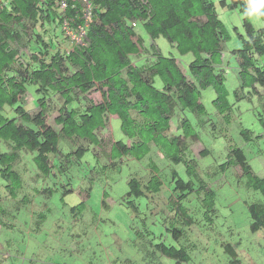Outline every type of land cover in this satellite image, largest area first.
I'll return each instance as SVG.
<instances>
[{"label":"trees","instance_id":"16d2710c","mask_svg":"<svg viewBox=\"0 0 264 264\" xmlns=\"http://www.w3.org/2000/svg\"><path fill=\"white\" fill-rule=\"evenodd\" d=\"M89 1L92 10L84 44L68 49V38L59 27L57 0H0V215L6 217L4 220L0 216V227L12 229L14 215L22 208L27 209L32 201L30 194L24 193L26 188L19 168L23 153L30 155L37 169L36 180L51 172L53 176L60 175L70 167L69 162L76 163L89 152L101 162L97 168L99 175H105L109 169L119 170L127 160L147 158L144 175L139 177L132 171L126 178L124 206L137 220L136 226L129 228L133 233L132 246L138 255L149 254L148 240L153 254L175 264L187 262L191 245L178 244L179 239H186L187 231L176 223L179 219L184 226L193 223L187 213L191 202L196 210L203 212L201 221L210 224L216 194L199 176L197 161L186 157L190 143L197 141L198 134L185 115L188 112L206 114L200 100L202 92L210 88L215 94L211 100L215 115L229 121L232 103L223 70L229 31L219 19L212 0ZM258 3L259 0H220L222 7L242 15V31H235L240 46L228 50L227 57V63L235 64L238 87L232 95L236 99L241 98L237 95L239 90L250 88L259 94L257 87L264 89V25L254 28L246 15L248 7ZM66 5L63 15L72 19L71 25L81 22V4L66 0ZM256 11L264 21L261 15L264 5ZM137 24L148 35L153 55L140 65L131 60L127 50L132 38L138 37L141 41ZM56 34L62 37L58 45L52 42ZM159 36L168 40L179 54H192L186 64L187 71L174 55L162 53L155 42ZM30 87H33L32 93ZM93 92L99 93V101L90 98ZM111 116L119 119L122 135L103 147L101 136ZM174 117L177 133L171 131ZM241 133L246 140L251 139L248 130L242 129ZM64 143H67L66 149ZM155 153L174 165L183 163L185 173L193 178L183 182L184 188L178 187L176 179L171 193L164 197L165 208L174 214L173 223L166 228L163 223L172 243L153 244L146 230L140 229L145 217L151 216L148 213L151 204L143 203V213L135 200L160 192L164 184L161 168L152 156ZM199 153L203 157L208 155V150L203 148ZM229 166H238L247 188L260 193V200L247 203V212L249 229L264 230V178L252 174L239 147L229 150L216 171L224 172ZM91 187L92 182L87 195ZM32 189V194H43L46 199L55 192L49 186ZM70 191H63L61 198ZM194 191L196 201L188 197ZM3 195L13 201L7 206L12 205L16 209L14 213L4 208ZM106 195L104 191L102 207H108ZM69 210L76 221L88 212L97 236V225L104 220L87 209L86 200ZM49 213L46 207L32 212L33 233L39 231ZM126 262L133 263L129 258Z\"/></svg>","mask_w":264,"mask_h":264},{"label":"rangeland","instance_id":"374dc122","mask_svg":"<svg viewBox=\"0 0 264 264\" xmlns=\"http://www.w3.org/2000/svg\"><path fill=\"white\" fill-rule=\"evenodd\" d=\"M212 1L219 19L230 34V39L225 43L223 70L225 85L229 91L228 99L232 104L228 110L227 122L222 116L215 115V109L211 104L215 94L208 88L202 92L200 100L205 106L206 114L197 115L188 112L185 115L198 134L197 141L190 143L186 157L197 161V172L215 192L216 199L214 212L210 214V224L201 221L203 212L196 210L191 202L188 203L187 213L193 223L184 226L181 219L175 222L178 227L187 231L188 240L181 238L178 244L191 245L187 251L189 260L179 264H264V230L252 232L249 229L250 218L247 212V203L260 200V193L247 188L244 184L245 177L241 176L238 166H229L224 172L216 171L217 165L226 160L229 150L239 147L246 156L252 174L264 178V89L258 86L259 94L253 93L250 88L239 90L237 95L241 96L240 99L232 95L234 88L238 87V78L235 64L231 63L233 61L227 63V57L228 50L240 46L235 31H242V15L237 10L222 7L220 0ZM253 8L254 6H249L247 13L252 12ZM248 16L254 28L264 25L256 8ZM136 32L141 41L138 37L132 38L127 50L131 60L140 65L151 60L153 55L149 48L150 39L141 24H137ZM61 38L56 34V37L52 38L53 44L58 45ZM155 42L163 54L174 55L186 70V64L192 59L191 53L179 54L177 49L162 36H159ZM262 61L264 62V57ZM29 91L32 93L33 87H30ZM90 98L99 101L100 95L93 92ZM174 119L177 118L172 119L171 131L177 133L173 124ZM107 122L101 136L103 147H108L114 138L122 135L119 130L120 121L116 116H111ZM242 129L250 132L251 139L244 138ZM98 136L100 137L99 132ZM66 146L67 143H64L65 149ZM203 148L208 150V155L202 157L199 151ZM153 150L154 147L151 148V152ZM98 153L100 155V150ZM155 154L152 156L161 168L160 174L164 184L160 192L147 194L135 200L142 212L141 207L144 202L151 204L148 211L151 216L145 217L144 225L140 229L146 230L153 244L161 241L172 243L173 240L165 232V228L174 222V214L165 208L167 199L164 197L171 193L176 179L178 187L184 188L183 182L193 178L187 176L183 163L174 165L166 158L162 159L159 153ZM22 156L19 168L23 173L26 188L24 193L30 194L32 201L27 209L22 208L14 215L12 229L0 227V264H175L166 257L153 254L148 240L146 246L149 254L138 255L132 246L133 233L129 228L131 225L135 227L137 220H134L133 212L124 206L126 178L132 171L136 176L144 175L147 172V168H144L147 158L141 161L131 159L134 163L127 160L119 170L109 169L105 175H99L97 168H100L101 162L93 158L89 152L80 161L69 162L70 167L68 166L69 168L60 175L56 173L53 176L51 172L36 180L34 174H37V169L33 161H30V155L23 153ZM58 158L62 160L61 156ZM169 179L172 180L170 183ZM90 182L92 187L87 195L86 190ZM47 186L55 190L51 198L46 199L43 194H32V188L36 187L39 190ZM66 189L71 191L62 199V193ZM104 191L107 193L105 202L108 207L111 206L110 208L102 207ZM195 193L192 192L188 197L196 201ZM81 200H86L87 209L104 220L97 225L96 237L88 212L80 220L77 219L78 221L70 216L69 209ZM1 202L5 209H11L12 213L16 211L12 205L7 206L13 201H8L4 195ZM44 207L49 208L50 213L39 231L33 233L31 214ZM4 216L5 214L1 219L5 220ZM127 258L133 263L126 262Z\"/></svg>","mask_w":264,"mask_h":264},{"label":"built area","instance_id":"2783aa9c","mask_svg":"<svg viewBox=\"0 0 264 264\" xmlns=\"http://www.w3.org/2000/svg\"><path fill=\"white\" fill-rule=\"evenodd\" d=\"M74 1V0H72ZM78 1L82 8L83 20L78 22L76 25H71V20L63 15L64 10L66 9V0H57L56 6L59 9L61 16V21L59 22V27L64 36L68 38L69 45L68 49L73 46L83 45L86 36V30L88 22L91 17L92 4L89 0H75ZM134 25V23H132Z\"/></svg>","mask_w":264,"mask_h":264},{"label":"clouds","instance_id":"9594fccd","mask_svg":"<svg viewBox=\"0 0 264 264\" xmlns=\"http://www.w3.org/2000/svg\"><path fill=\"white\" fill-rule=\"evenodd\" d=\"M262 5H264V0H259V3L252 9V12L255 11V8H258V7L262 6ZM252 12H248V13H246V15H251ZM261 15H264V13H261Z\"/></svg>","mask_w":264,"mask_h":264}]
</instances>
